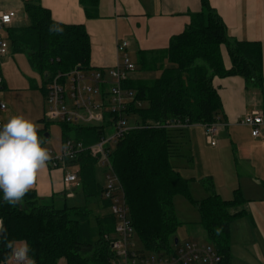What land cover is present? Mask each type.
<instances>
[{"label": "trees", "instance_id": "16d2710c", "mask_svg": "<svg viewBox=\"0 0 264 264\" xmlns=\"http://www.w3.org/2000/svg\"><path fill=\"white\" fill-rule=\"evenodd\" d=\"M97 1L80 0L88 18L96 17ZM200 4L198 12L189 14L183 31L170 38L161 57L167 64H163L159 53H139L137 70H159V75L131 77L122 82V87L133 93L125 114L135 115L137 122L116 143L109 160L134 232L148 252L168 250L180 224L174 214L173 198L187 194L188 179L170 163L176 135L193 124L221 122L222 105L213 78L240 76L246 89L261 92L264 106L261 43L231 39L209 2L200 0ZM23 13L27 23L6 27V40L13 53L27 56L42 79V88L51 77L67 73L76 65L89 68L90 40L82 24L53 20L37 0L24 1ZM53 27L63 31H50ZM221 45L229 56L228 69L222 62ZM43 121L41 118L37 122ZM60 125L63 141L72 138L88 145L103 134L95 126ZM38 134L43 143L44 130L38 129ZM70 164L79 167L84 205L55 207L43 203L31 190L23 206L11 207L2 203L0 192V219L8 229L9 239H26L34 248L30 255H34L36 264H110L112 252L104 236L112 233L114 218L107 210L108 200L102 198L103 176L99 178L96 159L87 152L78 154ZM192 202L206 240L221 255V264H230V225L244 215L246 200L237 190L229 200L213 190L202 200ZM89 203L98 204L104 212L94 213ZM6 252L0 243V264H4Z\"/></svg>", "mask_w": 264, "mask_h": 264}, {"label": "crops", "instance_id": "0c3cea01", "mask_svg": "<svg viewBox=\"0 0 264 264\" xmlns=\"http://www.w3.org/2000/svg\"><path fill=\"white\" fill-rule=\"evenodd\" d=\"M24 1L26 0H0V12L16 13L11 25H18L16 18L20 10L23 12ZM37 1L49 10L53 20L82 24L85 27L90 40L89 67L93 69L106 72L117 66L121 62V55L116 45L120 41H127L126 57L135 67L127 78L157 77L159 70H137L139 53H159L158 57L161 58L170 38L182 32L189 23V14L201 9L200 0H98L96 17L88 18L80 0ZM207 1L220 16L231 39L261 43L264 77V0ZM8 26L0 30L5 31ZM2 40L7 41L6 34ZM9 50L8 44L7 52ZM7 52L0 55L3 65L10 61ZM220 54L225 69H228L230 60L222 45ZM16 56L20 63H25L29 72L27 77L34 79L26 84V90H29L32 99L31 120L38 121L45 115L47 108L42 79L38 82L41 77L32 69L26 55L29 65L24 56ZM130 56L133 59L130 60ZM162 61L167 64L165 59ZM0 80L6 87V80L2 76ZM212 83L222 105L220 121L223 125L218 135L224 132L213 146L216 156L213 183L221 198L232 199L237 190L240 197L246 200L244 215L234 219L230 225V264H264V126L259 127V135L253 137L251 129L242 123L243 117L250 111L256 110L264 114L262 94L258 89H246L240 76L214 77ZM5 112L6 106L0 109V127L7 122ZM228 143L234 145L235 153L232 148L228 149ZM222 154L225 158L221 157ZM65 174L62 167L48 163L47 169L38 175L33 190L43 203L54 205L57 197H63L64 205L67 200L75 198L80 185L65 184Z\"/></svg>", "mask_w": 264, "mask_h": 264}, {"label": "built area", "instance_id": "2783aa9c", "mask_svg": "<svg viewBox=\"0 0 264 264\" xmlns=\"http://www.w3.org/2000/svg\"><path fill=\"white\" fill-rule=\"evenodd\" d=\"M15 17V11L0 12V28L11 25ZM127 46V41L117 43L116 49L121 55V62L106 72L76 65L69 72L58 73L46 82L45 116L49 121L95 126L103 131L99 139L88 145L72 138L66 139L61 154L52 157L49 163L63 169L68 166L75 167L73 173H66L63 178L65 184L75 186L80 185L79 167L70 163L78 154L89 153L96 159V165L102 168V198L108 200L107 210L114 218L112 233L104 236L112 252L110 264H221V255L208 242L177 238L168 250L161 252H148L136 246V234L130 221L129 209L109 160L116 143L136 126H129L124 116L125 107L132 100L133 93L123 88L122 82L135 68L126 57ZM7 48V41L0 39V55H4ZM4 108L5 105L0 103V109ZM242 123L251 129L253 137H257L259 127L264 126V114L256 110L250 111L245 114ZM222 125L221 122L202 124L211 146L216 145V135Z\"/></svg>", "mask_w": 264, "mask_h": 264}, {"label": "rangeland", "instance_id": "374dc122", "mask_svg": "<svg viewBox=\"0 0 264 264\" xmlns=\"http://www.w3.org/2000/svg\"><path fill=\"white\" fill-rule=\"evenodd\" d=\"M16 19L19 25L27 23L21 10L18 12ZM4 32L5 31L0 30L1 40L5 38ZM7 53H9L8 58L10 60L7 64L3 65L0 56V76L6 80L4 81L6 87L0 83V103L6 106L5 117L9 119L14 115H24L31 120L33 118L32 99L29 90H26L28 89L26 88V84H30L34 79L32 80L27 77V73L29 72L27 68H25V63H20L18 58H16V55L25 57L24 54L13 53L11 49ZM129 59L131 60L133 58L130 56ZM25 60L27 62L26 57ZM27 65H29L28 62ZM40 80L41 78H39L38 82ZM124 116L129 126H134L136 124L137 117L135 115L125 114ZM42 118L44 119L42 123H37V119L33 120V122L38 125V129H43L44 134L48 135V138L45 137L43 140L42 146L51 152V157L59 156L64 142L62 126L59 122L49 121L44 114ZM223 133L224 132H221L220 135L217 134L216 139L218 140V138L222 137ZM174 141L175 151L170 158L171 166L177 169L181 176L188 179L187 194H177L173 198L174 214L180 222L175 232V237L179 240L205 243L208 241L199 224V213L192 200L200 201L208 196L210 191L212 192L214 190L216 192L213 183V165L216 162L215 150L213 146L209 144L206 132L200 124L184 127L181 133L176 135ZM227 147L228 149L232 148L235 153L234 145L228 143ZM228 153L230 155V151H228ZM221 157L225 158V155L223 157L222 154ZM96 169L99 178L102 179V168L97 166ZM74 171L75 167L73 166L65 168L66 173H73ZM102 182L104 183V181ZM85 203L86 201L79 188L76 190L75 198L66 201L68 206L84 205ZM62 205L63 197H57L54 206L61 207ZM88 206L93 209L94 213L104 212L99 209L98 204L89 203ZM134 241L136 246L142 248L137 236L134 238Z\"/></svg>", "mask_w": 264, "mask_h": 264}, {"label": "clouds", "instance_id": "9594fccd", "mask_svg": "<svg viewBox=\"0 0 264 264\" xmlns=\"http://www.w3.org/2000/svg\"><path fill=\"white\" fill-rule=\"evenodd\" d=\"M50 31L62 32L53 27ZM50 151L42 146L38 125L24 115L11 116L0 127V192L2 203L23 206L24 197L33 190L38 175L51 161ZM0 243L7 252L4 264H36L35 250L26 239H9L8 229L0 219Z\"/></svg>", "mask_w": 264, "mask_h": 264}, {"label": "water", "instance_id": "95a60500", "mask_svg": "<svg viewBox=\"0 0 264 264\" xmlns=\"http://www.w3.org/2000/svg\"><path fill=\"white\" fill-rule=\"evenodd\" d=\"M46 138H48L47 134H44ZM177 238H174V241L176 242Z\"/></svg>", "mask_w": 264, "mask_h": 264}]
</instances>
